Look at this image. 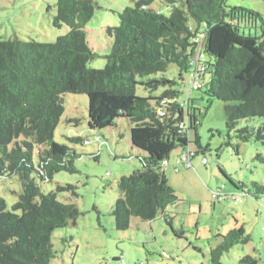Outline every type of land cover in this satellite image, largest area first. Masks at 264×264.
<instances>
[{
    "label": "trees",
    "instance_id": "obj_1",
    "mask_svg": "<svg viewBox=\"0 0 264 264\" xmlns=\"http://www.w3.org/2000/svg\"><path fill=\"white\" fill-rule=\"evenodd\" d=\"M153 1L135 0L133 6L117 12L118 24L106 27L113 44L101 69L87 66L95 56L85 32L94 14L93 0H56L53 25H66L69 30L54 42L0 39V177L15 176L21 186L11 209L0 197V264H50L56 255L54 230L80 215L74 203L56 196L61 191L77 196L73 185H58L56 191L43 193L36 182V178L50 182L59 171H77L78 155L53 139L66 93L87 96V123L92 130L115 126L118 118L129 123L131 148L139 152L142 166L118 180L120 195L112 211L118 230H127L131 217L152 221L160 214L172 228L166 208L179 197L165 174L170 155L180 149L177 163L186 167L180 156L193 150L191 166L186 167L190 168L193 157L207 150L191 147L199 144L201 111L189 101L185 108L178 100L180 91L173 87L183 80V73L189 79L196 69L199 45L206 56L205 69L199 74L201 87L191 89L202 91L209 104L226 103L228 139L232 132L240 142L254 138L264 143L262 15L248 7L230 6L227 0H163L166 15L151 7ZM258 26L260 35L250 34ZM170 63L178 69L177 80L162 75L137 81V76L164 73ZM138 84L167 87L157 96L142 97L135 93ZM255 118L263 119L259 126L238 127L240 121ZM204 158L203 165L207 164ZM254 160L264 164V153L256 152ZM173 169L179 171L177 165ZM235 187L255 200L264 197L262 182L239 181ZM221 237L210 251L214 264H220L234 245L250 240L243 225ZM239 262L258 264V259L246 255Z\"/></svg>",
    "mask_w": 264,
    "mask_h": 264
},
{
    "label": "rangeland",
    "instance_id": "obj_2",
    "mask_svg": "<svg viewBox=\"0 0 264 264\" xmlns=\"http://www.w3.org/2000/svg\"><path fill=\"white\" fill-rule=\"evenodd\" d=\"M134 1L93 0L94 14L85 27L87 44L95 53L87 65L89 68L105 66L113 44L106 27L117 25V12L133 6ZM55 3L56 0H0V39L54 42L69 30L66 25H53ZM227 4L251 8L264 19V0H227ZM151 7L168 14L163 0H154ZM260 31V26L249 30L252 35H260ZM162 75L177 80L176 65L170 63L164 73L136 79L145 82ZM182 75L183 80L173 87L180 91L178 100L185 108L189 101L201 111L198 134L201 144L209 146L204 154L199 152L193 157L190 168L176 163L180 149L170 155L169 163L179 167V171L172 166L165 169L169 184L179 197L175 205L168 207L172 228L162 214L152 221L131 217L127 230L116 228L112 211L120 195L118 180L142 166L137 158L139 152L131 148L129 123L125 118H118L115 126L92 130L87 123V96L63 95L64 112L53 139L75 151L77 171H59L50 182H41L38 178L36 182L43 193L56 191L58 185H73L77 196L71 191L57 192L56 196L61 202L74 203L80 215L75 222L54 230L52 243L56 255L50 264H214L211 249L221 242L222 235L239 225H243L250 240L234 245L222 255L220 264H241L239 260L246 255L264 264V197L255 200L235 187L239 181L264 184V164L254 160L256 152L264 153V143L254 138L240 142L232 132L228 139L226 103L214 100L209 104L202 91L191 89L188 75ZM166 87L152 89L138 84L135 93L142 97L157 96ZM262 121V118L242 120L238 127H257ZM203 156L207 160L205 165L200 161ZM34 162H37L36 153ZM217 190L226 198L212 199V191ZM20 192L17 177H0V197L8 209L18 201Z\"/></svg>",
    "mask_w": 264,
    "mask_h": 264
},
{
    "label": "built area",
    "instance_id": "obj_3",
    "mask_svg": "<svg viewBox=\"0 0 264 264\" xmlns=\"http://www.w3.org/2000/svg\"><path fill=\"white\" fill-rule=\"evenodd\" d=\"M198 40L199 39H196V41ZM194 58L196 59L197 66H196V69L189 74V79H190L191 88L197 89V88H200L202 85V81L199 79V74L200 72H203V70L205 69L204 61L206 59L205 54L202 52L201 45H199L198 49H196ZM193 155H194L193 150L191 149L185 150L184 152H182L180 156L181 163H183L186 167L191 166L190 158ZM202 162L205 163L206 159L204 158ZM166 164L167 162L164 161L163 165L165 166ZM211 197L214 200L223 199L224 195L220 191L217 190V191L212 192Z\"/></svg>",
    "mask_w": 264,
    "mask_h": 264
},
{
    "label": "crops",
    "instance_id": "obj_4",
    "mask_svg": "<svg viewBox=\"0 0 264 264\" xmlns=\"http://www.w3.org/2000/svg\"><path fill=\"white\" fill-rule=\"evenodd\" d=\"M198 143H199L198 146H196V144H192L191 147L194 148V147H193V145H194V146H195L194 149H196L197 147H199V149H203L205 146H206V147L209 146V144H208V145H207V144H206V145L201 144V137H200V136H199V141H198ZM207 150H208V148H207ZM177 156H178V155H177ZM177 156H176V158H175L176 160L174 159V160L176 161V163H177V159H178ZM169 160H170V158H169ZM200 161H201V160H200ZM169 162H170V161H169ZM176 163L169 164V167L172 166V168H173V166L176 165ZM192 165H193V163H192ZM169 167H168V168H169ZM192 167H193V166H192ZM165 174H166V173H165ZM166 176H167V175H166ZM168 181H169V180H168ZM167 212H168V207L166 208V214H167Z\"/></svg>",
    "mask_w": 264,
    "mask_h": 264
}]
</instances>
